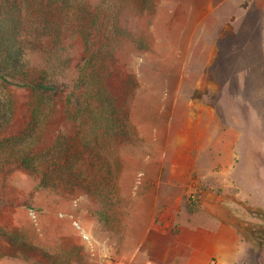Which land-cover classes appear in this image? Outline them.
I'll list each match as a JSON object with an SVG mask.
<instances>
[{
  "label": "rangeland",
  "instance_id": "obj_1",
  "mask_svg": "<svg viewBox=\"0 0 264 264\" xmlns=\"http://www.w3.org/2000/svg\"><path fill=\"white\" fill-rule=\"evenodd\" d=\"M68 2L79 7L76 14L87 17L88 25H100L90 17L115 23L110 44L115 53L104 72L125 127L117 128L112 142L98 143L109 170L90 167L84 150L72 157L68 145L77 123L63 112V102L75 113L79 102L84 104L77 91L84 88L67 73L89 56H83L81 41H71L69 27L64 40L73 47L63 50L54 42L46 26L64 17L44 1L29 0L35 31L26 36L25 57L58 78L57 92L45 104L49 114L37 115L30 136L19 142L36 150L52 145L41 156L45 162L65 159L69 167L74 158L70 172L97 180L104 189L42 188L40 178L17 162L0 166V264H150L144 257L154 248L142 241V233L157 194L170 203L184 192L181 205L197 204L195 181L169 180L170 166L192 158L199 161L198 174L216 169L204 181L216 195L240 192L231 219L247 243L237 264H264V0ZM95 38L93 49L99 45ZM63 83L68 101L59 93ZM5 90L0 141L12 143L33 120L30 106L38 101L28 90ZM192 127H217L210 146H183L182 137H193ZM60 142L68 148L65 155ZM233 159L239 163L231 179L218 171Z\"/></svg>",
  "mask_w": 264,
  "mask_h": 264
},
{
  "label": "trees",
  "instance_id": "obj_2",
  "mask_svg": "<svg viewBox=\"0 0 264 264\" xmlns=\"http://www.w3.org/2000/svg\"><path fill=\"white\" fill-rule=\"evenodd\" d=\"M41 1H44L45 5L54 6L60 12V15L64 17L46 26L48 32L52 33L50 38L52 37L54 42L56 41L58 45H61L62 49L63 46L67 45L70 49L73 44L64 40V33L69 27L71 41H81L83 56L85 54L89 56L85 64H78L74 71L67 73L69 81L72 82L73 78H76V82H79L80 86L84 88V90L77 91V96L84 98V104L80 101L75 113L71 111L69 103L63 102V112L67 116H73L72 118L77 123L76 133L72 137L70 145H68V147H73L74 156L72 154V157L76 158L84 150L90 167L97 170L105 167L109 170V164L104 160L98 143L100 140H111L112 142L117 130L120 128L122 130V127H125L124 121L117 116V106L105 75L106 68H109L108 64L113 60L115 53L113 45H110L114 35H117L113 30V28L115 29V23L109 18H106V21L103 22L90 17L92 24L94 21L100 23V25H94L93 27L86 24L88 23L87 17L76 14L79 7H72L68 0ZM41 5L39 3V6ZM139 6L141 7V5ZM31 10L29 0H0V92H3L8 86H15L28 90L33 98L38 101L37 104L30 106L29 113L33 115V120H28L26 127L19 136H16L11 141L12 143L0 141V154L4 152V149L8 150L0 156V166L10 165L11 161L17 162V165H22L35 177L40 178L42 188L53 189L58 185H64L66 187L87 188L93 192H96L97 189H104L99 186V181H92L90 177V180H87V178L79 179V175H73L70 172L71 167L75 166L74 161L77 158L70 160L69 167L64 161L65 159H63L64 162L54 161V159L51 162H45L41 156L53 149L52 145L43 150H36L34 144L19 142L23 137L30 136L37 115L44 114L45 116L49 114L50 108L46 109L45 104L57 92L54 84L55 79L58 77L47 69L35 68L29 64L27 57H25L26 36H28V33L31 34L32 30L35 31V25L28 17ZM95 37L99 38L97 39L99 45L93 49L96 45ZM139 45L142 46L141 43ZM67 87L68 84L63 83L59 93L62 98L68 101L69 95H67V92L69 91ZM41 103L44 104L42 107L40 106ZM0 109V115L5 113L4 118H6V111L5 109L3 111L2 103ZM41 110L45 111L42 112ZM62 144L64 143L60 142V153L65 155L68 148L62 146ZM13 145L17 147L14 148ZM129 149L123 148L125 152ZM52 174L57 175L48 177ZM46 182H49V185ZM112 187L114 188L113 181L109 189Z\"/></svg>",
  "mask_w": 264,
  "mask_h": 264
},
{
  "label": "crops",
  "instance_id": "obj_3",
  "mask_svg": "<svg viewBox=\"0 0 264 264\" xmlns=\"http://www.w3.org/2000/svg\"><path fill=\"white\" fill-rule=\"evenodd\" d=\"M216 128L192 127L193 137L190 141L182 137L186 142L183 146L197 149L210 146L207 142L212 132H217ZM198 162L197 158L183 159L181 163H175L176 167L169 168V180L174 179L178 185H185L189 179L196 182L193 194L197 204L181 205L184 192L175 202L166 200L170 203L163 202V195L157 194V205L153 204L151 209L152 219L142 233V241L154 248L144 257L150 264H237L243 244L247 243L231 219L235 218V204L241 196L240 192L232 190V194L216 195L204 183L208 174H217L216 169L213 167L209 173L198 174ZM238 163L233 159L223 172H218L234 179ZM218 210L223 211V215H217Z\"/></svg>",
  "mask_w": 264,
  "mask_h": 264
}]
</instances>
